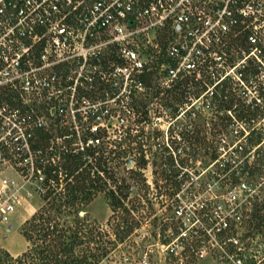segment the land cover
<instances>
[{
	"label": "built area",
	"instance_id": "1",
	"mask_svg": "<svg viewBox=\"0 0 264 264\" xmlns=\"http://www.w3.org/2000/svg\"><path fill=\"white\" fill-rule=\"evenodd\" d=\"M241 40L248 51L239 48L237 65L218 85L232 73L249 98L244 103L251 117H236L237 107L235 116L228 112L229 130L215 140L216 158L205 171L217 176L207 185L215 198V185L228 177L220 174L238 182L228 191L226 208L215 205L221 222L214 238L254 211L256 191L246 178L264 159V0H0V229L9 231L13 216L33 197L29 191L22 195L26 185L6 174L38 173L34 181L42 186L37 160L44 161V151L36 144L39 134L48 133V117L63 124L84 120L92 133L112 113L124 123L125 111L131 114L134 98L147 94L151 79L163 92L172 91L207 58L222 64L226 49ZM93 94L104 97L100 103L80 98ZM100 139L91 136L78 149L101 146ZM182 210H176L178 217ZM228 243L241 264L247 252L242 238Z\"/></svg>",
	"mask_w": 264,
	"mask_h": 264
},
{
	"label": "rangeland",
	"instance_id": "2",
	"mask_svg": "<svg viewBox=\"0 0 264 264\" xmlns=\"http://www.w3.org/2000/svg\"><path fill=\"white\" fill-rule=\"evenodd\" d=\"M241 41V46L232 42L224 50L227 57L222 64L214 57L207 58L198 72L189 78L186 87L163 92L156 78L151 79L147 94L134 98L131 114L125 111L124 123L112 113L113 118L108 116L98 122L99 131L92 133L91 125L85 124L84 120L77 124H63L58 116L46 119L45 127L50 137V146L43 150L42 156L46 162L54 160L57 164L63 149L71 142H74L71 148L77 150L84 139L91 136H99L102 146L112 143L108 142L109 138L112 141L118 139L113 149L115 152L104 157L103 168L114 172L108 175L111 180H106V188L116 190L119 187L114 194L122 207L114 204L112 194L106 190L98 193L78 213L60 219V224L63 222L70 228L84 223L87 230L96 229L97 240L98 233L103 236L101 252L107 254L95 264H235L233 256L236 257V251L228 240L239 237L247 247L245 261L241 264H264V228L256 230L254 227L259 219L253 221V229L249 228L247 218L240 223L231 222L230 228L214 238V234H218L217 224L221 222L215 205L221 203L225 206L228 191L238 182L235 178H228L227 173L226 176L220 174L221 178L228 177L218 184L220 188L215 185V198L207 185L217 176L205 175L213 160L211 148H207L209 154L205 157V142L214 150L218 135L229 130L232 118L228 112L234 115V108L237 107L241 114L246 115L250 110L246 109L244 100L247 98L239 92L231 72L230 77L218 85L224 80L226 72L237 65L239 48L248 51L246 40ZM252 78L253 75L246 74V81ZM180 96L183 98L179 101ZM103 97L80 95L81 99L98 103ZM84 112L89 110L81 114ZM42 114L49 115L44 111ZM106 130L110 133L109 138H105ZM115 130L118 134L114 133ZM66 135L70 142L66 140ZM75 137H81L82 142ZM198 146L202 154L194 163L192 148ZM258 166L256 163L255 167ZM252 171H247L248 178L245 172L244 178L256 191V197L250 200L255 210L252 216L260 217L264 216V171L262 175H253ZM6 177L16 180L20 187L26 185L27 190L22 191V195L29 191L33 197L26 198L18 210L23 212L24 218L15 214L13 227L9 231L5 227L0 229V251L8 252L16 260L33 249L38 259L41 240L34 236L28 242L22 231L25 223L46 205L42 197L45 190L38 193V188L42 186L32 179L31 174L20 176L8 173ZM179 208L183 209V217L176 214ZM24 219L28 220L19 227ZM96 247L94 243L89 248L95 251ZM87 248V245L76 247V255L81 257L82 250Z\"/></svg>",
	"mask_w": 264,
	"mask_h": 264
},
{
	"label": "trees",
	"instance_id": "3",
	"mask_svg": "<svg viewBox=\"0 0 264 264\" xmlns=\"http://www.w3.org/2000/svg\"><path fill=\"white\" fill-rule=\"evenodd\" d=\"M188 84L189 81L187 80L185 83L179 84L177 88L186 87ZM182 98L183 96H180L179 101ZM249 115H251L250 111L246 115L237 112L236 117L245 118ZM106 136H108L107 133H105V138ZM39 137L36 146L42 150L48 149L50 146L48 134L41 133ZM88 139H84L85 144H87ZM258 140L259 138L256 137L252 140V143L256 144ZM115 143H117V140H114L108 146L101 145L102 147H90L85 148L83 151L79 149L76 151L71 148L72 144H74L71 142L68 147H65L57 164H54L52 161L46 162L45 159H43V162L37 160V166L43 175L42 186L44 187L45 194L42 197L46 205L25 223L22 234H24L28 242H31L34 236L41 240L42 247L37 251L39 258H35L36 253L34 252V256L33 249L28 250L21 258H17L16 260L8 252L0 251V264H38V262H41V264H95V262L106 256L107 252H101L104 243V241L101 242L103 236L98 233L97 240L96 229L87 230L84 223H80L81 225L77 228H70L68 225L65 226L63 222L60 224V219L63 220V217L69 218L71 214L78 213L98 193L108 190L106 188V180L110 179L108 175L114 172H109L103 168L105 163L103 159H106L104 158L105 156H111L115 152L113 150L115 148L114 145H116ZM204 145L206 149L205 157L209 154L207 148H211V157L214 160L216 154L213 146L206 144V142ZM204 145H202V149ZM201 148L199 146L192 148V161L194 163L201 157ZM257 164L259 165L258 168L255 167L252 173L253 175H262L264 171V159L260 160ZM261 166L263 168H260ZM38 177V173H36L33 179L37 181ZM118 188L116 187V190ZM116 190L112 188L108 191L113 196L114 204L120 208L122 204L114 194ZM255 219H259L258 224L254 226L255 229L264 228V216L253 217L252 215L246 219V222L249 221V228L253 229L252 223ZM94 243L97 245L95 251L89 248ZM84 245H87L88 248L82 250L83 255L81 257L77 256L75 253L76 247Z\"/></svg>",
	"mask_w": 264,
	"mask_h": 264
},
{
	"label": "crops",
	"instance_id": "4",
	"mask_svg": "<svg viewBox=\"0 0 264 264\" xmlns=\"http://www.w3.org/2000/svg\"><path fill=\"white\" fill-rule=\"evenodd\" d=\"M23 214V212L20 210V211H18L17 213H16V215H22ZM32 214H34V213H32ZM32 214L29 216V218L32 216ZM15 216V215H14ZM23 216V218H24V215H22ZM13 220V219H12ZM28 219H24V221H22L21 223H20V225H19V227H21L26 221H27ZM11 227H13V224H12V221H11Z\"/></svg>",
	"mask_w": 264,
	"mask_h": 264
}]
</instances>
